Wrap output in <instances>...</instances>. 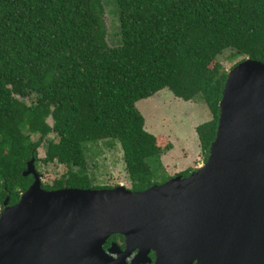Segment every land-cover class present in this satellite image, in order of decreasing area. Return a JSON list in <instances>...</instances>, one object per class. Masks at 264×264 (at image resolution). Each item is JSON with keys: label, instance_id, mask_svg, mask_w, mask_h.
I'll return each mask as SVG.
<instances>
[{"label": "trees", "instance_id": "trees-1", "mask_svg": "<svg viewBox=\"0 0 264 264\" xmlns=\"http://www.w3.org/2000/svg\"><path fill=\"white\" fill-rule=\"evenodd\" d=\"M107 2L116 5V46L107 38ZM227 50L238 63L264 62V0H0L1 208L33 182L23 174L32 157L37 169L68 167L45 188L92 187L85 144L102 140L120 143L132 190L163 183L149 159L173 143L146 130L137 102L164 88L185 101L201 96L210 108L212 118L196 128L206 160ZM114 237L124 240L114 234L107 244Z\"/></svg>", "mask_w": 264, "mask_h": 264}, {"label": "water", "instance_id": "water-1", "mask_svg": "<svg viewBox=\"0 0 264 264\" xmlns=\"http://www.w3.org/2000/svg\"><path fill=\"white\" fill-rule=\"evenodd\" d=\"M208 157L188 175L144 190L47 189L33 182L0 211V264H114L154 249L156 264H264V62L229 72ZM124 237L125 251L113 242Z\"/></svg>", "mask_w": 264, "mask_h": 264}, {"label": "rangeland", "instance_id": "rangeland-1", "mask_svg": "<svg viewBox=\"0 0 264 264\" xmlns=\"http://www.w3.org/2000/svg\"><path fill=\"white\" fill-rule=\"evenodd\" d=\"M115 6L114 2H107L105 5L107 38L112 46L120 44L121 40ZM230 53L231 51L227 50L219 56L228 71L241 60V57L230 58L228 56ZM137 107L145 117L146 130L155 135L167 136L173 143L172 148L160 158L149 159L155 169V180L158 183L179 175L188 168H192L191 171H193L195 166L205 161L196 128L210 120L212 112L201 96L185 101L176 97L169 88H164L151 97L139 100ZM85 152L89 163L87 172L92 177L93 188L124 184L127 188L132 189L119 142L113 144L110 141L102 140L96 143H86ZM44 156L45 149L44 146H41L38 149V157L43 158ZM38 170L42 177V183H52L55 177L66 173L68 167L59 163L44 164L40 162ZM2 209L0 206V211Z\"/></svg>", "mask_w": 264, "mask_h": 264}, {"label": "flooded vegetation", "instance_id": "flooded-vegetation-1", "mask_svg": "<svg viewBox=\"0 0 264 264\" xmlns=\"http://www.w3.org/2000/svg\"><path fill=\"white\" fill-rule=\"evenodd\" d=\"M111 237V236H110ZM113 242L118 243L120 248L125 251V242L120 237H114L109 244H105V248H109ZM114 259L116 260L114 264H156L157 263V253L152 249L147 257L139 256L138 250L132 251L128 256H123V254L118 255V253L113 254ZM195 264V263H193Z\"/></svg>", "mask_w": 264, "mask_h": 264}, {"label": "crops", "instance_id": "crops-1", "mask_svg": "<svg viewBox=\"0 0 264 264\" xmlns=\"http://www.w3.org/2000/svg\"><path fill=\"white\" fill-rule=\"evenodd\" d=\"M196 167V166H195ZM189 169V168H188Z\"/></svg>", "mask_w": 264, "mask_h": 264}]
</instances>
